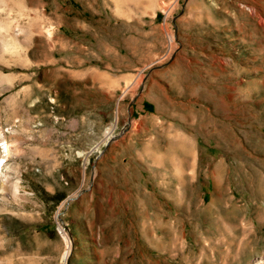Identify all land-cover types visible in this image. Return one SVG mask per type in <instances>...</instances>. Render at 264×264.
<instances>
[{"label":"rangeland","instance_id":"374dc122","mask_svg":"<svg viewBox=\"0 0 264 264\" xmlns=\"http://www.w3.org/2000/svg\"><path fill=\"white\" fill-rule=\"evenodd\" d=\"M0 26V264L264 262V0H0Z\"/></svg>","mask_w":264,"mask_h":264},{"label":"bare ground","instance_id":"6f19581e","mask_svg":"<svg viewBox=\"0 0 264 264\" xmlns=\"http://www.w3.org/2000/svg\"><path fill=\"white\" fill-rule=\"evenodd\" d=\"M2 39H4V37ZM5 42L8 44L9 41L7 42L5 40ZM5 42L3 45L6 46ZM1 48H2V44H1ZM4 49H7V46ZM2 78L3 77L0 74V82L2 81ZM19 141H21V138L18 135L10 133L7 136L6 131L0 128V142H2V144H0V200L1 199L3 200L8 193H11L13 196H16L18 194L17 182H12V180L10 179L11 175L5 172V170L8 167L7 162L9 161L11 154L17 152ZM66 258H67V253L63 255L64 263L66 261ZM255 264H264V262L263 263L257 262Z\"/></svg>","mask_w":264,"mask_h":264}]
</instances>
